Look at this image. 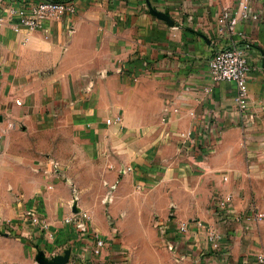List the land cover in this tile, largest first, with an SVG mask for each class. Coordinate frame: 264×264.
<instances>
[{"label":"crops","instance_id":"crops-1","mask_svg":"<svg viewBox=\"0 0 264 264\" xmlns=\"http://www.w3.org/2000/svg\"><path fill=\"white\" fill-rule=\"evenodd\" d=\"M39 1L0 0V263L135 264L121 230L140 235L137 264H264V218L242 216L264 213V0H66L76 13L23 24ZM239 3L257 18L228 36L218 15ZM231 41L249 64L244 111L207 67ZM220 192L232 201L218 216ZM71 209L105 241L94 261L79 256ZM148 225L165 250L135 231Z\"/></svg>","mask_w":264,"mask_h":264},{"label":"built area","instance_id":"built-area-1","mask_svg":"<svg viewBox=\"0 0 264 264\" xmlns=\"http://www.w3.org/2000/svg\"><path fill=\"white\" fill-rule=\"evenodd\" d=\"M76 12V7L71 2L66 0H40L33 6L31 17L23 19L22 23L33 27L36 26L39 21L47 17H60L65 14H74ZM256 18L257 16L242 3H239L236 8L222 7L218 15V20L221 25L219 29L223 30L228 36H241L242 33L237 30L238 24L241 21ZM245 47L247 48L248 44H246ZM144 65L148 66V63L145 62ZM207 67L212 80L234 85L235 105L240 111H244L247 107V73L249 70L245 49L236 41H231L211 53L207 61ZM111 121L120 122L121 117L115 116L113 119L106 120L107 123H110ZM195 151L196 162H203L209 152V146L198 144ZM52 171L60 173L61 169L54 165L52 166ZM231 201L232 197L229 193L220 192L214 194L213 211L220 216L222 211H225L230 207ZM242 216L245 220L261 221L264 218V213L257 209V207L253 204L249 207L248 212L244 213ZM27 218L37 233L41 235L45 233L47 223L44 220L40 219L33 213H30ZM89 219L90 214L81 209H71L64 218V222L74 229L78 240L82 242V248L79 256L84 262L87 259L94 261L100 256L102 249L105 246V241L101 236L95 232L89 231L85 227V224L89 221ZM196 224L198 227H201V223L199 221H197ZM5 228L8 229V227ZM187 229L188 225L186 222L178 223V231L180 233H184ZM10 232H12V229H10L8 233ZM205 235L210 244V249L216 252L221 251V235L211 228L205 229ZM63 245V250H67L68 256H70L72 253L70 245L66 243ZM87 255L91 258L86 259ZM258 261L262 262L263 257L259 256Z\"/></svg>","mask_w":264,"mask_h":264},{"label":"rangeland","instance_id":"rangeland-1","mask_svg":"<svg viewBox=\"0 0 264 264\" xmlns=\"http://www.w3.org/2000/svg\"><path fill=\"white\" fill-rule=\"evenodd\" d=\"M135 231L142 232L144 236L149 234V240H151L150 243L153 249L157 251L166 249V246L163 244V242H161L162 239H160V235L154 225H148L145 227V229L143 227L140 230ZM139 236L140 235L138 232H132L127 235L125 231L122 232L121 230L115 235V238L120 239L126 247L128 255H130V261L135 260V264L143 260V258H139L138 256L140 251V242L138 241Z\"/></svg>","mask_w":264,"mask_h":264},{"label":"water","instance_id":"water-1","mask_svg":"<svg viewBox=\"0 0 264 264\" xmlns=\"http://www.w3.org/2000/svg\"><path fill=\"white\" fill-rule=\"evenodd\" d=\"M74 210H76V209H74ZM62 258H63V259H62ZM67 258H68V251H67V250L64 251V256H63V257L58 256V259H59L60 261L62 260V262L66 261ZM56 259H57V258H56Z\"/></svg>","mask_w":264,"mask_h":264}]
</instances>
